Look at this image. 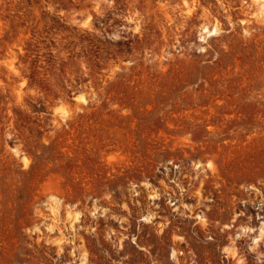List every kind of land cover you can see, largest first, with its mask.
Segmentation results:
<instances>
[{
    "label": "rangeland",
    "instance_id": "374dc122",
    "mask_svg": "<svg viewBox=\"0 0 264 264\" xmlns=\"http://www.w3.org/2000/svg\"><path fill=\"white\" fill-rule=\"evenodd\" d=\"M0 264H264V0H0Z\"/></svg>",
    "mask_w": 264,
    "mask_h": 264
}]
</instances>
